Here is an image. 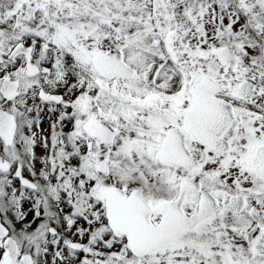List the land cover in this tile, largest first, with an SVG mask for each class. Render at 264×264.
Listing matches in <instances>:
<instances>
[{
    "label": "snow or ice",
    "instance_id": "6c2138e0",
    "mask_svg": "<svg viewBox=\"0 0 264 264\" xmlns=\"http://www.w3.org/2000/svg\"><path fill=\"white\" fill-rule=\"evenodd\" d=\"M0 264H264V0H0Z\"/></svg>",
    "mask_w": 264,
    "mask_h": 264
}]
</instances>
